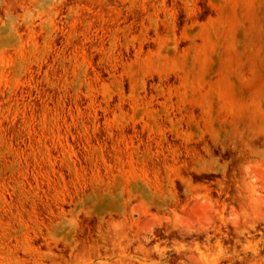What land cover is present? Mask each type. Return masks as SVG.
Wrapping results in <instances>:
<instances>
[{"label": "rangeland", "instance_id": "rangeland-1", "mask_svg": "<svg viewBox=\"0 0 264 264\" xmlns=\"http://www.w3.org/2000/svg\"><path fill=\"white\" fill-rule=\"evenodd\" d=\"M0 264H264V0H0Z\"/></svg>", "mask_w": 264, "mask_h": 264}]
</instances>
